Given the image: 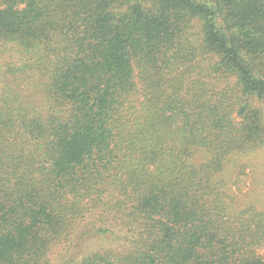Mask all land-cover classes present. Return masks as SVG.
Here are the masks:
<instances>
[{"label":"trees","instance_id":"16d2710c","mask_svg":"<svg viewBox=\"0 0 264 264\" xmlns=\"http://www.w3.org/2000/svg\"><path fill=\"white\" fill-rule=\"evenodd\" d=\"M6 51L0 264H49L93 213L124 241L77 264H264L223 177L264 150V0H0Z\"/></svg>","mask_w":264,"mask_h":264},{"label":"rangeland","instance_id":"374dc122","mask_svg":"<svg viewBox=\"0 0 264 264\" xmlns=\"http://www.w3.org/2000/svg\"><path fill=\"white\" fill-rule=\"evenodd\" d=\"M212 4L213 0H196ZM195 25L200 26V20L195 19ZM11 52H0V64L5 62L6 55ZM261 105V104H259ZM264 105V103H262ZM207 160L202 151H197L193 157L196 164ZM243 164L245 175L243 184L237 187L234 184L237 173ZM223 177L231 184V193L235 197L236 207L254 205L258 210L264 211V150L248 154L233 156L228 161ZM105 220L99 214H88L86 219L68 236L56 242L49 254V264H77L86 255L107 249L121 247L124 230L117 224L107 233L96 234L95 227L103 225Z\"/></svg>","mask_w":264,"mask_h":264}]
</instances>
